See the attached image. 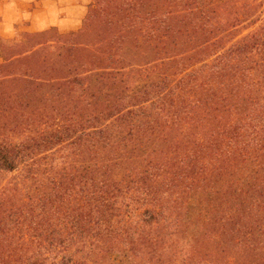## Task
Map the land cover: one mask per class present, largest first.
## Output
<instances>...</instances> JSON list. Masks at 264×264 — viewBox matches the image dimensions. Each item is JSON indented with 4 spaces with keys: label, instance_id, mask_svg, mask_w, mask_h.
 I'll list each match as a JSON object with an SVG mask.
<instances>
[{
    "label": "trees",
    "instance_id": "trees-1",
    "mask_svg": "<svg viewBox=\"0 0 264 264\" xmlns=\"http://www.w3.org/2000/svg\"><path fill=\"white\" fill-rule=\"evenodd\" d=\"M93 1L87 28L75 37L88 39L101 20L118 48L103 42L107 51L98 57L100 66L92 69L111 67L113 57L119 61L129 57L125 53L132 47L161 46L182 22L200 34L209 33V38L160 60L174 64L165 74L164 85L156 92L150 90L144 100L115 111L105 125L83 128L57 120L48 130L40 128L37 135L0 137V264H195L218 259L219 264H264L263 204L259 205V220L254 221L262 236L259 253H254L250 242L241 240L235 242L237 251L225 257L224 234L212 229L215 223L217 230L216 222L223 228L232 223L237 233L251 232L244 236L250 241L253 224L237 206L251 202L252 194L246 190L264 183V124L252 115L254 110L242 109L247 101L256 104L259 96L264 119V59H259V79L250 81V65L247 68L243 57L249 39H255L258 31L237 40L229 38L239 18L253 15L261 1L246 3L243 14L233 11L238 0ZM214 16L221 22L216 24ZM208 24L218 27L216 35L206 30ZM40 35L26 36L20 47ZM69 41V50L85 59L83 66H93L89 54L98 50L84 48L73 37ZM259 54L264 56V25L259 28ZM30 58L21 54L9 59L0 71L26 69L32 73L36 63ZM24 77L17 74L16 84L23 85L28 79ZM73 79L69 82L80 81ZM35 80L37 88L49 82L38 76ZM251 88H256L257 96ZM19 90L25 91L23 87ZM149 104L155 107L137 108ZM127 120L132 124H126ZM197 123V133L188 140L193 147L174 150L178 156L173 173L154 161L156 157L146 163L138 155L135 160L124 156L129 141H134L124 136L144 135L146 125L153 136L147 147L139 143L134 150L143 147L145 152L161 155L170 152L164 144L179 126L185 130ZM121 125L136 131L124 132ZM118 151L122 155L116 157ZM83 153L96 158L81 159L89 172L80 176L75 191L78 184L68 185L67 169L73 164L70 158ZM129 161L132 168H123ZM100 168L108 169L102 173L104 179L97 180ZM16 171L22 172L20 180L13 174ZM108 173L115 181H107ZM218 213L222 215L216 218ZM84 242L93 245L87 260L76 254Z\"/></svg>",
    "mask_w": 264,
    "mask_h": 264
},
{
    "label": "rangeland",
    "instance_id": "rangeland-1",
    "mask_svg": "<svg viewBox=\"0 0 264 264\" xmlns=\"http://www.w3.org/2000/svg\"><path fill=\"white\" fill-rule=\"evenodd\" d=\"M259 1H261V3L260 5L257 3L258 6L253 10V15L239 18V22L236 23L237 25H235L236 27L232 35L229 36L230 39L235 37V40H237L238 38L249 34L251 35L255 31H258L256 34L257 39H249L250 44L247 46L248 48H246L247 54H242L247 61L245 63L247 64V68H249L248 65H250L248 73V76L251 77L250 81H253V78L259 79V59H264V56H260L259 54V28L264 25V0H256V2ZM93 2V0H54L53 13L57 18L60 16L61 19L56 18L55 25L45 27L42 30L32 31L34 28L32 24V12H42L43 4L35 1L26 2L25 0H0V65L9 59L21 56V54L28 55V57H31L30 60L36 63L32 73L26 69L20 70L19 73H17L16 69L0 71L1 138H9L11 136H20L23 134L37 135L40 128L48 130L49 124L57 120L61 121L60 123L67 125L74 124L83 128L87 126L105 125L110 121L107 117L112 115L115 111L131 105L132 102L138 103L144 100L147 98L146 95L150 90H155L156 92L162 84L164 85L163 79L166 78L165 74L169 73L171 68L174 67V64L167 63V60L163 63H159L160 60H163L166 56L168 57L178 54L183 50H188L192 48V46L209 38V33L200 34L199 30L195 27L194 29L192 28L193 25H189L188 22H182V24H178V27L175 28V31L172 32L171 35L165 37V41L161 46L154 45L156 47L151 49H141L142 46L132 47L129 52H127V50L125 53H128L129 57L125 55L122 57L123 59L120 58V61L119 59L114 60L113 57V59H111L113 61L111 67L102 70L92 69L100 66L98 57L102 55L101 52L107 51L106 48L102 47L103 42L111 43L113 49L118 48L112 36L108 38V25L104 22L102 23L101 20L96 24L95 30L88 39L80 40L75 37L85 32L88 24L87 18L89 9ZM246 3L250 6L254 2L253 0H238L236 1L233 11L243 14L245 10L244 5ZM234 15L236 16L237 13L235 12ZM214 18H217L216 24L221 22V19H219L220 17L214 16ZM3 19L7 21V31L3 30L4 28L1 24ZM208 22L211 24L212 19ZM209 24L206 30H208L212 36L215 34L218 27L212 28ZM118 28L119 27H117V29ZM31 34L41 35L29 45L20 47L25 41L26 36ZM71 37H73L78 44H83L82 46H84V48L87 46L96 48V51L98 50V52L89 54L93 66H83L86 61L81 58V54L77 51L74 52L73 50H69L67 45L71 43V41H69ZM145 52L146 54L151 53V55H146L149 57H145L143 56ZM39 65L40 68H38ZM17 74L22 77H28L23 85L16 84L17 81L14 80V77L17 76ZM37 76L40 80H47L49 82H42V88H37L38 84L35 80ZM76 77L80 79L79 82H69ZM3 78H7L8 80L4 81ZM62 78H64V80H62ZM33 80L36 82L34 83ZM21 81L23 80H19V82ZM22 87L25 91L19 90V88ZM251 92L254 93V97L257 96L256 92L258 91H256V88H251ZM231 102L236 105L234 100ZM154 107L149 104L145 107L137 108ZM245 108H250L248 112L254 110L252 115L259 117L260 125L264 124V119L260 116L261 108H259V96L256 104L252 101L245 102L242 109ZM91 117H98V119L95 121L88 120ZM200 118H204V115L200 116L199 119ZM128 123L132 124V122L127 120L126 124ZM198 124L200 123L193 124L185 130L179 126V129L168 138L169 142L164 144L165 150L170 146L166 150L170 152L161 155L145 152L143 147L134 150L139 143H144L143 145L147 147L150 138L153 136L149 133L150 126L146 125V127L143 128L144 132H146L144 135L137 133L131 139L124 136L127 140H134L129 141L130 144H128L124 156L128 158L131 157L135 160L138 155L140 158L139 160H145L144 162L146 163L147 160L150 161L156 157L154 161L159 162L164 166L165 170L173 173L176 171L177 167L175 157L178 156V152H174V150L179 151L182 148L193 147L188 140L190 136L197 133L198 127L196 125ZM122 128H124V132H126L127 129H131L134 132L136 131L130 128V125H126V127L124 126ZM117 137L118 135L113 133V138L116 141L119 140ZM136 139L137 141H135ZM118 154L122 155L121 151L114 153L116 157L119 156ZM73 156L74 157L70 158L73 160V164L67 169L69 172L68 185H72V183L78 184L76 188L72 186L74 190L77 191L76 189L80 186L79 182L82 180L80 176H86V173L89 172L83 168L81 159L86 158L87 160L96 158V155L74 154ZM132 166L130 161L129 164H122V167L127 169L132 168ZM107 169L108 168L98 169L100 172L98 175H95L97 180L104 179L103 175L106 174ZM13 174L17 175L19 180L22 177V172L16 171ZM171 175L172 174L167 175L168 178H171ZM70 176H74V181L71 182ZM106 178L107 181H115L112 179V175L109 176V173ZM256 185L257 186L253 187V189L246 190L252 194V197H249L250 200L252 198L251 202L246 203L245 201H239L242 202V206H237L240 212L246 215L245 218L248 216V219L253 224V234L250 235V241L245 240L244 236H248L251 232L248 234L244 231L242 233H237L234 224L229 223L227 228H223L222 224L219 222H216L217 230H215V223H213V231L218 235L224 234L222 238L226 240L225 245L227 249L226 254H224L225 257L237 251L235 242L241 240L247 243L250 242L252 246H255L254 249H256V251L254 253H259V243L262 241V236H259V230L254 228V226L257 225L254 221L259 220V205H264V183H262L260 188L259 182H257ZM232 190L234 191L235 189L231 188V191ZM235 207L234 205V208ZM221 215L222 213H218L216 218ZM212 220L213 218L210 217L209 221H211V223L213 222ZM211 223L206 226H211ZM92 246L93 245H90L88 242L81 243L78 246L79 252L77 251L76 254L83 256L87 260V258L90 257L89 252ZM243 256L252 257L251 254H244ZM225 263L224 261L223 264ZM195 264H219V259L211 262H196Z\"/></svg>",
    "mask_w": 264,
    "mask_h": 264
},
{
    "label": "crops",
    "instance_id": "crops-1",
    "mask_svg": "<svg viewBox=\"0 0 264 264\" xmlns=\"http://www.w3.org/2000/svg\"><path fill=\"white\" fill-rule=\"evenodd\" d=\"M27 1H35L43 4V11L40 13L32 12V24H33V30L32 31H37V30H42L45 27L55 25V22L58 18L61 19L59 16L58 18L56 15L53 13L54 9V0H25ZM57 18V19H56ZM68 21V20H67ZM3 25V30H6V25L7 21L6 19H3L2 23ZM4 35V34H3Z\"/></svg>",
    "mask_w": 264,
    "mask_h": 264
}]
</instances>
